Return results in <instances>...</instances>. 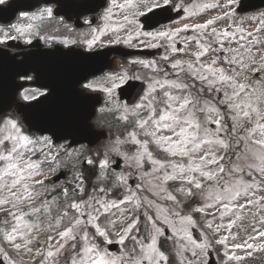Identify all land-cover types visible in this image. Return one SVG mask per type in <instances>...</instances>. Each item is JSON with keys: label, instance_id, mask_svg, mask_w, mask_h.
<instances>
[{"label": "snow or ice", "instance_id": "6c2138e0", "mask_svg": "<svg viewBox=\"0 0 264 264\" xmlns=\"http://www.w3.org/2000/svg\"><path fill=\"white\" fill-rule=\"evenodd\" d=\"M170 2L171 0H125L123 4H116L113 0L112 7L106 9L102 19L109 20L113 8L131 10V19L129 14H125L123 23L117 22V27L110 29L119 31L126 24H135L137 16H146L155 9H167ZM235 2L236 0H224L223 3H205L197 6L199 12L217 7L223 10L222 15L206 19L203 23L191 26L184 24L181 28L155 33H141L140 29L136 30L137 38L143 34L152 39L173 40L180 32L188 31L190 27L200 35L188 37L186 40L185 47L193 40L196 44L195 51L186 53L192 59H178L171 64L175 70L174 79L149 78L146 89L141 84L135 93L140 102L134 103L131 109L125 106L120 117L125 122H131L130 118H135V129L139 131L128 133L125 140L118 138L111 148V151L121 155L119 145L130 142L137 146L136 152L132 156L124 155V159L133 162L139 170L143 169L145 161L152 165V171L144 173V176L157 182L159 192L164 193L161 199L179 205L180 201L176 196L168 193L164 187L169 181H178L181 184L179 191L184 196L200 197L202 203L193 209L194 212L223 209L221 216L228 212L235 215L234 210L237 208L255 206L257 201L249 198L253 194L252 190L264 191V76L253 82L249 81L250 76L264 73V21H261L260 27L251 31L240 25H237L236 31H231V25L218 30L214 25L218 20L234 15L231 5ZM3 3L5 0H0V4ZM184 12L187 14L185 18L198 14L188 8H184ZM52 16V8L45 7L41 9L38 17L34 14L31 19L43 20ZM11 27L18 35L9 36L4 32L3 36H0V43L24 37L32 29V25ZM108 30L107 24L105 29L99 32L93 30L92 39L85 41L86 51L92 50L99 37L105 35ZM132 39L133 37L128 35L121 41L120 36H117L112 43L123 42L131 46ZM24 42L31 44L32 40L27 38ZM63 43L67 45L75 41L66 40ZM171 51L176 53L183 49H177L173 44ZM209 56H212L210 60L207 59ZM164 59L167 60L168 57ZM132 63L158 71L154 62ZM25 77L32 79L26 74ZM130 79L143 81L144 78H130L127 73L112 75L107 77L111 86L99 90L104 91L111 102L116 89L128 85V94H132V90L137 88L135 84L130 83ZM84 87L97 90L94 83L85 84ZM44 88L43 91L37 90L36 95L22 94V98L25 101L37 100L39 97L47 98L49 92L47 86ZM140 92H143V96H140ZM119 107V104H116V108ZM104 110L100 109L101 112ZM138 135H143L145 139H139ZM8 143L11 146L5 147ZM150 145H155L160 152L166 154L165 159H157L149 150ZM51 147L52 140L49 137H41L39 140L30 138L12 118L5 119L0 125V213L10 217V220L5 219L3 222L5 227L0 228V233L3 234L5 242L16 250L23 249L27 253H33L35 250V255H41L39 248L34 249L30 245L39 244L40 233L47 232L55 233L59 238L55 244H50L48 242L54 237L47 236V264H60L59 259H53L54 257H63L64 264H143L145 261L147 264H160L161 261H167V256L158 247V237L164 235V226H169L172 236L178 237L182 242L181 251L189 250L193 257H198L197 249L204 250L208 247L206 243L193 239L190 229L195 228L197 222L190 214H182L179 210L170 209L151 200H145V203L154 209L156 214L147 216L152 228L147 244L141 243L137 236L130 237L133 229L138 231L137 220L133 219L127 223V217L123 215L126 210L121 209L120 205L131 202V197H126L119 203L97 196H89L87 201L69 200L68 188L63 187L62 195L66 202L62 208H57L56 215L53 216V206L58 196L52 201L45 198L39 205L36 204L41 196V188L51 192L45 181L61 166L58 159L60 149L55 154L51 151L44 152V148ZM38 152L43 154L42 160L33 159ZM87 162L93 163L90 159ZM45 165L48 166L47 172ZM100 167H108L107 159L100 161ZM245 172L253 175L251 183L243 179ZM256 177H259L258 181ZM74 179L77 187L73 189V196L83 191V177L77 174ZM117 180L126 182L123 176L117 177ZM103 191L99 190L101 193ZM241 198H244V203H240ZM260 201H264V196L260 197ZM140 206L137 202L136 207ZM113 209L119 211L120 216L109 219L107 226L101 227V217L116 215ZM260 210H264V206ZM70 211L74 214L65 224ZM208 214L211 215L210 212ZM30 216L35 219H27ZM82 216L86 217L84 221L81 220ZM236 219L239 220L240 216H236ZM260 223L264 224V220ZM234 224L235 220H230L228 228ZM89 227L94 231L90 232ZM206 227L213 229V224L208 223ZM221 227L223 225L217 224L215 230L218 231ZM112 235L118 237L115 243L122 246L126 247L129 237L139 244V257L130 255L126 250L119 255H113L104 247L114 243L110 238ZM258 236L264 238V232H258ZM235 238L233 236V239ZM18 239L20 243L16 242ZM250 239L255 240L256 237ZM226 240L227 237H224L217 243L225 244ZM233 247L252 249L254 246L244 241L234 244ZM69 249L71 255L65 256V251ZM248 255L250 256L251 252ZM229 259L241 260L243 257L232 256ZM41 264L45 262L42 261Z\"/></svg>", "mask_w": 264, "mask_h": 264}, {"label": "rangeland", "instance_id": "374dc122", "mask_svg": "<svg viewBox=\"0 0 264 264\" xmlns=\"http://www.w3.org/2000/svg\"><path fill=\"white\" fill-rule=\"evenodd\" d=\"M238 0H236L235 3L231 5V9L234 12V15L231 16L230 18L222 19L214 25L218 30L219 29H224L226 25H231V31H236L237 25L242 26L246 30H253L254 28L260 27L261 21H264V9H261L257 12H254L252 14H244L240 15L235 11V6ZM223 3L224 0H193L192 3L190 4V9L189 10H195L198 9L197 6L205 4V3ZM216 12H221L223 13V10L219 7L217 8H212V9H207L203 13H199L196 15L194 18V22L196 21L197 23L199 22H204L206 19L213 18ZM199 17V18H197ZM203 17V19H202ZM202 19V20H201ZM182 22H186L185 19L182 20ZM185 24H189V22H186ZM22 27V26H21ZM7 31V30H6ZM1 32V30H0ZM185 32V31H183ZM10 33V32H7ZM246 34V33H245ZM255 35H258L257 33H254ZM239 36V33L237 34ZM207 39H211V37H207ZM251 39V37H249ZM235 46V45H233ZM227 47V45H225ZM264 76V73H261ZM115 75V73H108V76ZM96 86L101 87L104 85L105 87H110L111 82L107 80V78L100 80L98 83L94 82ZM33 93V92H31ZM30 95V94H28ZM115 91L112 96V101L110 106L104 108L105 110L101 112L100 116L98 117V120L96 123H102L103 125L115 127V123L117 124H122V122L125 123L124 120L120 119L122 113L124 112L125 106H127L124 103H118L114 99H118L115 96ZM116 104H119V109L116 108ZM129 109L132 107L127 106ZM134 107V106H133ZM108 109H112V116L109 119L106 115ZM7 118H12L17 121L16 114L10 112L9 116H5L0 120V125L3 124L4 120ZM132 118H130V121ZM18 122V121H17ZM135 127V125H133ZM117 130L114 129V131ZM134 130H129L126 131L125 136L122 137L125 138L128 136V133L132 132ZM138 132L139 130L136 129ZM24 133V132H23ZM25 134V133H24ZM116 135V133H115ZM30 137V136H29ZM41 137L44 136H37V137H30L34 140H39ZM48 137V136H47ZM138 138L143 140L145 137L143 135H138ZM118 138H113L112 140H102L95 144L94 146L87 148L85 145H77L75 147H68L65 145V143L60 142V143H52L51 149L49 148H44V152L47 153L51 151L53 154L57 152L58 149H60L59 152V161H60V168L57 170V172L60 169H63L64 171V176L62 175V178L53 181L51 180L53 175H49L48 181L45 182V185L47 186L48 189H51V192H46L43 188L40 189L41 196L40 199L36 201V204L39 205L40 201L44 200L47 198V200L52 201L53 198L58 196V199L56 200L55 205L53 206V212L52 215H56L57 208H62L65 204V197L62 195V189L65 187V185H68V192L69 196L68 199H75L77 201L84 200L87 201L89 196H97V197H103V199L109 200V201H114L119 203V201L124 200L126 197H131L133 200L131 202H126L125 204L120 205L121 209H125L123 215L127 217V223H130L133 219H136L132 216L135 210V204L139 202L140 200H137V192L139 189L142 187L146 190V192L141 194L140 196L144 198L151 197V201L157 202L162 206H166L170 209H175L179 210L182 214L188 215L189 213L187 211L181 210L182 207L179 203L178 206L174 204L172 201H167L164 199H161V197L164 195V193H160L159 189L156 187V181L152 180L150 177H145L144 173H149L152 171V165L151 168L147 167L143 170H139L136 168L135 164L131 161H125L124 155L132 156L136 150L137 147L134 151L129 152L127 151V148L125 147L126 143H123L119 145L120 153L121 155H117L115 152L111 151V148L114 144V142ZM121 139V138H119ZM130 143V142H129ZM10 143L6 144L5 147H10ZM2 150V149H0ZM120 156L124 160V164L122 163V170L119 171H112L110 169V164L115 163V157ZM166 155L161 154V157L165 159ZM33 159L35 160H42L43 159V154L37 153ZM92 160L93 163L89 164L87 161ZM107 159L108 161V167L107 168H101L100 167V161ZM234 159V157H233ZM88 166H95L96 170V176L91 178V179H85L86 176V170H88ZM124 166V167H123ZM45 171L47 172L48 166L45 165ZM110 173H107V171ZM133 171L137 172V179H143V184L142 182L138 183V185H133L130 187L128 181L130 177H132L131 173ZM56 172V173H57ZM55 173V174H56ZM54 174V175H55ZM79 174L85 179L83 182V191L80 192L79 195L73 196V189L77 187V184L75 182V177L76 175ZM123 176L125 178L126 182H121L117 180V177ZM50 179V180H49ZM109 179V182L107 181ZM243 179L251 183L253 179V175L250 172H245L243 174ZM257 181L259 180V177H256ZM174 182V184H173ZM177 182V183H175ZM138 186V187H137ZM167 186L169 187L168 193H171L172 195L176 196L178 201H184L186 200V196H184L180 191L181 184L178 181H171V184L164 185V187ZM117 187H120V190L123 189L120 197H114L112 196L113 191H116ZM100 189H103L104 191L101 193L99 192ZM166 189V188H165ZM150 195H148V194ZM158 193V195L154 194ZM252 195L249 197L253 200L257 201V204L255 206H248L245 209H235V215H233L232 212H228L227 214L221 216V212H223V209H220V211H216L214 209H208L204 213H201V215L206 219L204 221V225L200 228L201 230V235L202 238L200 241L206 243L208 247L204 250H196L198 252V257H193L191 251L189 250H184L181 251V243L178 239V237H173L172 236V231L169 226H164V228H168V237L165 236V234L162 236L163 239H168L170 240V247L169 250L172 251V254L176 257L175 260L177 261V264H205L207 261V254L212 249L211 245H215L218 240L221 238L227 237V240L225 244H219V248H223L221 253L224 254V259L221 262V264H264V238H261L258 236V232H264V224H261L260 221L264 220V210H260L262 206H264V201H260V197L264 196V191L258 190V189H253L252 190ZM139 196V197H140ZM197 199V206L199 207L202 203L201 199L199 196L194 197ZM244 198H241L240 203H244ZM141 203V202H140ZM195 207V208H196ZM113 212L116 213L115 216H107V217H101L100 224L101 227L107 226L108 220L109 219H116L117 217L120 216V212L117 211L116 209L112 210ZM183 211V212H182ZM211 213L209 215L208 213ZM74 213L69 212V216L65 219V224H67V221L72 218ZM155 210L151 209L147 212V215H155ZM236 216H240V219L237 220ZM5 219H9L10 217H7L4 213H0V228H4V221ZM27 219L34 220L35 217H27ZM86 217L84 218L83 216L81 217V220L84 221ZM230 220H235V224L229 229L228 228V223ZM46 222V221H45ZM177 222V221H174ZM178 223V222H177ZM208 223L213 224V229L212 230V235H208V237H205L206 233V225ZM206 224V225H205ZM223 225L218 231L215 230V226ZM179 226V225H178ZM135 230V229H134ZM89 231L92 232L94 229L89 227ZM113 232L115 229L112 230ZM144 231V230H143ZM190 231L193 233L195 232L194 229H190ZM197 231V230H196ZM133 232V231H132ZM152 233V228L151 224L149 221L146 222V235L148 238L150 237V234ZM52 235L54 239L48 243L50 244H55L58 241V237H56L55 233H47V232H42L39 235V244L35 245H30V247L39 248L41 250V255H35V250L33 253H27L23 249L21 250H16L15 248L12 247L11 244L5 242L3 239V234L0 233V256L3 257L5 264H41L42 261L47 264V261L45 260V255L46 251L48 250L47 244L45 243L47 240V236ZM193 236V235H192ZM233 236L236 238L233 239ZM250 237H256L255 240L250 239ZM193 239H195L193 237ZM198 241V240H197ZM244 241H247V243L252 244L254 247L252 249H246V248H235L233 247L234 244L237 243H242ZM17 243H20L19 239L16 241ZM191 247V246H189ZM259 249V250H257ZM139 250V251H138ZM136 249L135 251L138 253L135 254L137 257H139L140 254V248ZM251 252V255L249 256L248 253ZM71 255V250H66L65 251V256ZM232 256H239L243 257L241 260H235V259H229V257ZM53 259H59L60 264H64V259L63 257H54ZM143 264H147V262H143Z\"/></svg>", "mask_w": 264, "mask_h": 264}, {"label": "flooded vegetation", "instance_id": "af4514ba", "mask_svg": "<svg viewBox=\"0 0 264 264\" xmlns=\"http://www.w3.org/2000/svg\"><path fill=\"white\" fill-rule=\"evenodd\" d=\"M192 1L193 0H171L170 4L167 6V8H171L170 14H174V12L182 10L183 15L180 18H176L165 23L163 20L158 19V12L157 16L155 15L153 20L148 18L147 21H143L142 17L144 16H137V22L135 24H126L124 28L119 31H111V28L117 27V22L121 24L123 23V16L125 14H129V18L131 19V10L120 8H113L112 17L109 20L105 21L102 19L105 15L106 9L112 7L113 0H21L20 5L22 8L14 11V19L11 24L6 26L0 25V27H6L5 30L10 32L8 33L9 36L18 35L11 27L12 25L22 27L32 25V29L30 30V33L26 34L24 37H20L15 40H8L4 43H0V45L5 47L9 43L12 46L9 49L14 53L60 54L66 50H71L75 51L76 54H79L82 60L87 56L88 52L100 53V51H102L107 54L110 60L115 58L118 61L117 70L121 71L120 74L127 73L130 78L136 76L143 77L144 79L142 82H144L146 89L149 78H175V70L172 69L171 64L175 60H181L179 55L180 52L183 51L173 53L171 51L172 45L174 44L177 49H183L188 37H198L200 33L192 30L190 27L188 31L180 32L178 36L173 38V40H168L166 38L152 39L151 37L143 34L137 38L136 30L140 29L141 33H155L156 31L181 28L183 26L182 23H184L181 20L182 18L191 25L197 23L196 21L194 22L196 15L185 18L187 14L184 12V8L190 9ZM7 2L8 0H5V3L0 5H4ZM124 2L125 0H115L116 4H123ZM45 7L52 8V18L49 19L45 17L43 20L39 18L31 19L34 14L38 17L41 9ZM160 13L165 14V9L163 12L160 11ZM86 21L88 22L86 23ZM106 24L108 25L109 30L105 35L99 37L98 43L94 45L92 50L86 51L85 41L92 39L93 30L99 32L100 30L105 29ZM128 35L133 37L131 46L123 42L112 43L117 36H120L121 41H123V39L127 38ZM0 36H3V34H0ZM40 37L48 39H41ZM27 38H31V44H26L24 42ZM66 40L75 41V43L66 45L63 43V41ZM16 43H21L22 46H13L16 45ZM188 43L194 44L195 41L193 40ZM150 45H155V47ZM214 46L216 47V45ZM125 51H128L130 54L128 56L122 55L121 53ZM166 56L168 57L167 60L164 59ZM82 60L78 59L77 62H82ZM132 61L154 62L158 71H153L151 68H145L139 63L134 64ZM90 91L92 90L90 89ZM131 175L132 177H130L128 181L130 187L133 185L140 186V184H138L139 182H142L143 184V179H137L136 171H133ZM143 191L144 193L146 192L141 185V189L137 192V200H141L140 208L147 213L150 208L145 203V200L152 199L151 197L144 198L140 196L141 194H144ZM131 236L132 233H130V237ZM135 236L139 237L141 243L145 242L140 239V232H136ZM130 237L126 240V247L119 244L120 251L118 253L112 251V254L119 255L122 251L126 250L130 255L136 256L135 254H137L139 250L137 252H133L130 247L132 244H135V248L140 247L139 244L131 240ZM117 239L118 237L116 236L114 241ZM160 244L161 242L158 241V247H160ZM164 263V261L160 262V264Z\"/></svg>", "mask_w": 264, "mask_h": 264}, {"label": "water", "instance_id": "95a60500", "mask_svg": "<svg viewBox=\"0 0 264 264\" xmlns=\"http://www.w3.org/2000/svg\"><path fill=\"white\" fill-rule=\"evenodd\" d=\"M240 9L246 10V7L240 6ZM16 64L18 63L13 60V57L0 53V113L11 106H16L24 113V121L29 127L39 126V131L51 133L55 140L68 137L71 139L70 144L85 140L92 145L101 137H105L103 131L91 129L89 120L93 114V110L79 108V110L70 111V109H66L67 107H71L70 104L63 103L64 101L61 102L57 99H51L50 96L30 103L27 106L16 104L14 102L15 93L21 85L16 83L15 78L26 74L29 70L26 67H18ZM122 90L121 92L123 93ZM37 103L41 105L42 109L35 119L30 118L26 114H29V109L31 110L32 107L33 111L37 112L38 107H35ZM63 104L66 107L64 108L66 114L62 110Z\"/></svg>", "mask_w": 264, "mask_h": 264}]
</instances>
